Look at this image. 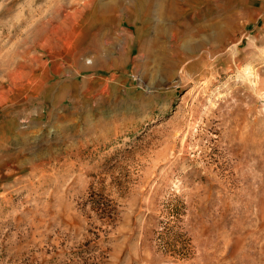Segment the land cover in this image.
<instances>
[{
	"label": "rangeland",
	"instance_id": "rangeland-1",
	"mask_svg": "<svg viewBox=\"0 0 264 264\" xmlns=\"http://www.w3.org/2000/svg\"><path fill=\"white\" fill-rule=\"evenodd\" d=\"M153 1L0 0V264H264V0Z\"/></svg>",
	"mask_w": 264,
	"mask_h": 264
},
{
	"label": "bare ground",
	"instance_id": "bare-ground-1",
	"mask_svg": "<svg viewBox=\"0 0 264 264\" xmlns=\"http://www.w3.org/2000/svg\"><path fill=\"white\" fill-rule=\"evenodd\" d=\"M110 3H106V4H103L105 8H113V12H115L119 7H118V4L116 1L118 0H109ZM137 3L136 5L138 6V14L141 16V18H143L145 21L148 19H152V14L150 13L152 11V9L150 10H146L145 7H146V1L147 0H136ZM175 0H154V4H155V7L157 8L156 9V13L155 15L157 16V18L160 20V21H163L165 18H170L172 16H175L176 14H180L181 12H177L176 10V3L174 2ZM184 1V0H183ZM108 2V1H107ZM186 3V2H185ZM210 6V5H209ZM204 8V7H203ZM207 11V10H206ZM204 14V13H203ZM205 17V16H204ZM162 19V20H161ZM202 19V18H201ZM213 27V26H212ZM205 28V27H204ZM200 29L198 30V34H200ZM202 33V32H201ZM224 34V32H223ZM168 35V34H167ZM214 36V35H213ZM224 36V35H223ZM223 38H221L220 40H222ZM217 41V40H216ZM190 41H185V44L186 43H189ZM184 44V45H185ZM206 44H208V42H204L203 40L201 41L200 44L198 45H192L189 50L191 51H203L204 48L206 47ZM203 47V48H202ZM202 48V50H201Z\"/></svg>",
	"mask_w": 264,
	"mask_h": 264
}]
</instances>
